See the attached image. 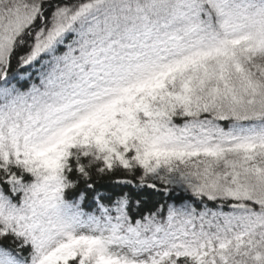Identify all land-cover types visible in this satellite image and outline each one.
Listing matches in <instances>:
<instances>
[{
  "label": "snow or ice",
  "instance_id": "snow-or-ice-1",
  "mask_svg": "<svg viewBox=\"0 0 264 264\" xmlns=\"http://www.w3.org/2000/svg\"><path fill=\"white\" fill-rule=\"evenodd\" d=\"M0 264H264V0H0Z\"/></svg>",
  "mask_w": 264,
  "mask_h": 264
}]
</instances>
